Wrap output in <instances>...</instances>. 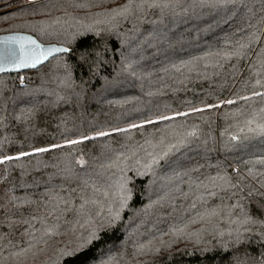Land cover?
Returning <instances> with one entry per match:
<instances>
[{"label": "trees", "instance_id": "16d2710c", "mask_svg": "<svg viewBox=\"0 0 264 264\" xmlns=\"http://www.w3.org/2000/svg\"><path fill=\"white\" fill-rule=\"evenodd\" d=\"M153 2L0 0L70 49L0 75V264H264V0Z\"/></svg>", "mask_w": 264, "mask_h": 264}, {"label": "water", "instance_id": "95a60500", "mask_svg": "<svg viewBox=\"0 0 264 264\" xmlns=\"http://www.w3.org/2000/svg\"><path fill=\"white\" fill-rule=\"evenodd\" d=\"M14 49L16 52L32 55L26 59L10 56ZM68 52L70 49L65 46L42 44L36 37L27 33L0 35V75L38 69L52 58Z\"/></svg>", "mask_w": 264, "mask_h": 264}, {"label": "snow or ice", "instance_id": "6c2138e0", "mask_svg": "<svg viewBox=\"0 0 264 264\" xmlns=\"http://www.w3.org/2000/svg\"><path fill=\"white\" fill-rule=\"evenodd\" d=\"M145 3H147V0H144ZM201 3L206 2V0H200ZM150 7H163V8H167L169 7V4L167 2L164 3H160L159 0H156V2H153L152 4L149 5ZM125 11H127V8H125ZM241 48L245 47V45L241 44L240 45ZM237 55L239 54L238 52L236 53ZM10 56L15 55L17 58H21V59H26V58H30V56L32 55L31 53H26V52H16V50L14 49L12 51V53L9 54ZM259 83V81L257 82ZM256 95H264V93H255ZM244 99H248V97H244ZM228 103H234V101H228ZM163 119H170V117H163ZM151 122V121H150ZM135 127V125H134ZM261 130L264 131V125L260 126ZM101 135H104V133H101ZM189 135H194V133H189ZM233 139H235V137H233ZM72 143H76V141H72ZM173 147H175V145H173ZM40 151H46V149H40ZM165 155H167V153H165ZM153 162L155 161V158L153 159ZM93 236L95 235L94 233L92 234ZM89 242H91L89 240Z\"/></svg>", "mask_w": 264, "mask_h": 264}, {"label": "rangeland", "instance_id": "374dc122", "mask_svg": "<svg viewBox=\"0 0 264 264\" xmlns=\"http://www.w3.org/2000/svg\"><path fill=\"white\" fill-rule=\"evenodd\" d=\"M16 1H20V0H16ZM36 1H41V0H29V2H36Z\"/></svg>", "mask_w": 264, "mask_h": 264}]
</instances>
